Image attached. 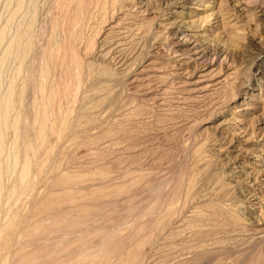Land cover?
Returning a JSON list of instances; mask_svg holds the SVG:
<instances>
[{
    "label": "rangeland",
    "instance_id": "rangeland-1",
    "mask_svg": "<svg viewBox=\"0 0 264 264\" xmlns=\"http://www.w3.org/2000/svg\"><path fill=\"white\" fill-rule=\"evenodd\" d=\"M30 1L0 0V61L2 60L1 62L4 64H1L2 67H0V101L11 87L13 90L10 118L8 117L7 127L2 131L0 227L3 222L11 223L13 237H15L12 244L13 252L20 248L18 253H38V250L41 249L40 244L43 245L42 248L51 245V248L52 246L54 248L50 253V259L55 260L58 256L57 263L59 264H63L64 259L67 258H79L86 253L85 251H90L91 257H94L93 259L89 257L86 264H125V254L129 250L139 247L137 262L149 264V261L152 262L160 254V237L150 231L149 227L152 225V220L162 212L163 201L173 200L170 198L174 197L175 205L178 206L176 208L179 218L187 214L189 216L197 214L200 217L196 221L199 230L208 229L214 234L226 229L224 225L228 224L227 222L230 220L226 221L224 218L232 220L233 216L239 218L240 212L254 218L259 217L258 219L264 221V199L252 200L259 195L255 194L252 198V193L249 194L250 196L247 195L251 191L250 189L242 185L241 187L239 183L231 182V179L226 175L229 169L227 170V167L221 165L223 156L220 153L218 155L212 146L214 141L212 129L216 124L226 119L228 111L204 110L202 114L194 112L196 103L198 105L205 103L204 100H198L196 97L200 95L198 92L201 87L215 79L211 81L205 79L197 83L198 85H194L197 82L195 77L185 75L184 78L181 77V80L183 79L186 85L178 84V76L175 71H177L176 65L178 67L179 58L170 55L172 39L169 33L171 30L157 26L160 21L166 19L169 12L160 5V0H141L150 3L149 8L151 7L152 14L148 18L152 21V27L148 35L146 34L148 27L144 28L141 22L135 21V19L134 23L132 21V27L131 20L124 22L121 26V29L123 27L125 29L127 26L126 28L129 30L126 36H129L130 40L125 36L127 38L126 49L119 54L121 60H126L127 72L130 73L127 74L128 77H125L126 73H120V69L116 65L117 61L114 58L119 55L116 57L111 55L107 61H104L98 57L97 53L102 46L100 40H97V35L107 29V20H110L109 18L113 17L117 11L119 12L118 6L123 5V1L115 0L113 3L112 0H106L107 6L105 4L104 12L99 9V11L95 10L96 7L93 6L89 9L91 16L84 15V17H88L84 19L81 15L82 21L77 25V34L75 32L76 36L80 34L81 38H75L64 55L69 65L68 69L60 63L52 65L50 68L51 79L49 78V80L57 82L61 86L68 85L70 95L67 99H57L55 103L50 104L51 106L46 103L47 109L40 110L38 108L33 110L32 102L33 100L36 102L42 100L37 89L40 82L43 53L51 38L61 43L67 36L70 18L73 17L76 6L74 1H70L71 4H68V9L63 15L60 11L63 0H35V3H30ZM192 6L187 9L196 8V6ZM222 6H224L222 7L223 13L228 10L230 14H235L232 19L235 22L239 21L236 25L230 21L229 24L232 26L227 27L222 35L216 37L217 46H213L214 52L221 49L220 52L222 51L225 56L222 70L229 69L230 72L227 71V73L232 72L231 77L234 78L230 89L228 88L231 90V93L228 92L229 97L235 96L236 93L238 100L239 95L243 97L245 93H248L245 87L250 85L255 89H253L254 92L256 89L258 90L260 102L258 105L264 108V57L262 60L257 57L259 51L264 50V0H222ZM238 9L241 11L236 15L235 12ZM238 15L240 17L236 18ZM137 20L139 19L137 18ZM29 21L34 23H30L32 29L28 35L23 33V29ZM223 22L228 23L225 19ZM54 23H57L55 30L52 29ZM22 33L27 35L26 38L28 41L30 40L31 48L25 53V55L28 54L24 55L23 62L19 64L21 60L19 61L20 56L17 55L20 52H15L17 49L13 50L15 49L13 42L15 43L17 37L23 35ZM111 35L109 34L106 39V46L115 36ZM135 35L141 37L140 40ZM180 39L182 38L179 37ZM11 41L12 48L8 46ZM105 45L102 46L103 49L106 47ZM7 46L8 50H12L11 54L6 50ZM4 50L8 51V54L6 51L4 53ZM14 53H18L15 55L17 57L12 55ZM2 55L3 59H1ZM9 56L11 57L9 58ZM111 59L114 62H111ZM16 67H20L18 72ZM69 68L75 73L72 74L73 72ZM112 72L118 75L111 76ZM73 75L78 78V82L75 84H72L71 77L74 78ZM156 75L162 77V81L166 80L162 83L165 93L162 95L163 98H159L162 100L161 102L155 101L153 98L156 97L155 92L144 86L149 76ZM11 80H14V84L11 83L12 86L10 85ZM188 96L196 97V99L187 100ZM183 98L186 100L184 101ZM0 103L2 104V101ZM43 115L47 124L45 127L47 136L39 148L37 145L39 119ZM16 117H18L19 124L15 131L11 124ZM13 131L15 132L13 133ZM110 139H114L112 142L116 141L118 145L115 148L118 147V149H114L112 152L111 149L104 148L102 150L103 146L101 147L99 143ZM98 145L99 148H102L99 149L101 151L97 150ZM26 148H31L34 153L30 155V188L28 192H22L18 186L17 174ZM12 159H16L17 161L14 160V162L18 163L15 164V167H18L15 171L8 169V166L13 164L12 161L10 162ZM7 164L9 165L7 166ZM250 166L252 167V165H248L247 168ZM37 170L41 173L40 175ZM62 177H72L71 179L77 184H73L74 186L72 185L71 188L56 184V179ZM130 187L133 188L130 189ZM240 187L248 192L238 193ZM65 193L71 194L72 199L57 204L56 215L50 216L52 220L50 217L46 219L42 217L43 219L40 220L37 218L35 209L39 203L45 200L44 197L47 198L51 195L57 198L61 194L59 196L61 198ZM77 193L79 195H76ZM178 195L181 196L177 197ZM90 199L93 200V204ZM246 199H250L252 203ZM77 200H80L79 204ZM71 202H73V206L84 208L85 214L80 213L86 216L79 217L80 219L76 218L75 221L71 220L74 227L72 226L70 232H64L55 226L59 225L57 220H60L61 215L68 210ZM67 203L69 204L67 205ZM157 204L158 206L162 205L158 212L153 213L152 206L156 208ZM73 206L69 207V211H72ZM249 207H252V211H249ZM63 208L65 210H62ZM6 223L4 224L7 225ZM227 227L230 229L226 230L232 231L237 225H228ZM28 231L37 235L35 239L39 240H34L36 243L24 242ZM136 232L137 234H135ZM106 233L108 239L109 234H120V239H118L121 244L119 254L114 255L112 251L110 252V247L107 246L108 239L104 238ZM85 237L86 240H84ZM83 241L86 243L83 244ZM261 241V236L255 235L247 247L235 245L232 248H235L234 251L227 248L228 250L225 249L222 253L216 250L210 256L198 253L192 258L203 260V264H256L257 260L264 263V243ZM225 247L227 246L222 248ZM239 248L241 249L239 250ZM248 248L249 250H247ZM259 252H263L262 256ZM245 255H250V257ZM215 257H217L216 261H212L211 259ZM258 257L260 258L258 259ZM171 263L174 264L173 261Z\"/></svg>",
    "mask_w": 264,
    "mask_h": 264
},
{
    "label": "bare ground",
    "instance_id": "bare-ground-1",
    "mask_svg": "<svg viewBox=\"0 0 264 264\" xmlns=\"http://www.w3.org/2000/svg\"><path fill=\"white\" fill-rule=\"evenodd\" d=\"M34 1L35 0H31L30 3L31 2L35 3ZM70 1L75 2L74 5L76 6V8H75V13L73 14V17L71 16V18H70L71 21L69 22L67 36L64 37V40L61 43H58L51 38L48 42L47 49L43 53V63L41 66V72H40V76H39L40 82L38 83L39 87L37 89V92H39L40 98L42 100L40 101L41 103L39 101L36 102V100H33V102H32V109L33 110H37V108L39 110L46 108V103L49 106H51L50 104L55 103V101H57V99H60V98L67 99V97L70 95L69 91H68V89H70V88L68 87V85L67 86L66 85L61 86V84H59L57 82L54 83L52 80L51 81L49 80L50 68L52 67V65L60 63L61 65H65V67H67V69H68L69 65H68V62L66 61V58L64 57V55H65L67 49L71 47L72 41H74L75 38H77V37L81 38L80 34L78 36H76L77 30H78L77 25H79L80 24L79 22L82 21L80 18L82 16L84 17V15H86V16L90 15L89 9H91V7H93V6L96 7L95 10H97V11L105 9V4L107 3L106 0H63V3H61V5H60L61 6L60 11H61V13H63V15H65L64 13L68 9V4H71ZM114 1L115 0H112L113 3H114ZM116 1H118V0H116ZM122 1H123V5L120 4L121 6L120 7L118 6V9H120L119 12L117 11V13L114 15L112 13L113 17H110L109 18L110 20H107L108 23H107V25L105 24L107 29L105 31H103L102 33H100V35L96 34L98 36L97 40H100V45H102V46L106 44V39H107L109 34L115 35L114 38H112L113 40H111L110 42L108 41L109 42L108 46L105 45L106 47L104 46L105 47L104 49L101 46L100 50L97 52L99 54L98 57L104 61H107L108 58L111 57V55H114V57H116L117 55H119L123 51H125V49H126L125 46H126V42H127L126 39L129 37V36H126V34L129 32V30L126 28L127 26L125 27V29H123L124 27L121 29V26L123 25L124 22L131 20V23H132V21L134 23V19H135V21H140L141 24L144 26V28H146V26L148 27V29L146 31L147 35L150 33V30L152 27V21H150L151 19L148 18L152 14L151 13V7L149 8L150 3L144 2L141 0H122ZM160 3H161L160 5L165 7L166 10L169 12H168V16L166 17V19L160 21V23L157 26H159V28L161 27V28H164L167 30L168 29L171 30L169 33V36L172 39V42L170 43L171 46L169 45L171 47V48L169 47L171 49V51L169 50L171 54L169 52L168 53L170 55H174L177 58H179V64L177 63L179 68L176 65L177 71H175L177 76H178V78H177L178 84L186 85V82L183 81V79L181 80V77H183L185 75L195 77L197 82L194 83V85H198L197 83H200V81H204L205 79L207 81L208 80L211 81L212 79H215V80H212L211 82H208V83L205 82L206 84L204 85V87H201V89L199 88L200 92H198L199 91V89H198L197 92L200 95L196 96V97L198 100H202V101L204 100L205 103L200 104V105H198V103H196L195 107H194V110H195L194 112L195 113L201 112V114H202V112H204V110L205 111L206 110L212 111V112L216 111V110H224V111L227 110L228 111V116L226 117V119H224L223 121L216 124L212 129V132H213L212 134H214V141L212 140L213 141L212 146L215 148V151L217 152V154L220 153L221 156H223V158H221L222 159L221 165L227 167V170L229 169L227 171L226 175L231 179L232 183H236V184L239 183L240 186L241 185L245 186V187H247V189L251 190L250 192H248L244 189L242 190V188H241L242 186H241L239 188L238 193L248 192L247 195H249V194L251 195V193H252V195H251L252 198L255 196V194L259 195V197H254L252 200L260 201V200L264 199V108H263V106L258 105V104H260V102L258 100V96H259L258 90L256 89V91L254 92L255 89L252 88V86L246 85L245 89L248 93H245L243 97H242V95H241V97L239 95L238 96L239 97L238 100H240L239 102L237 100V96H236L237 94L236 93H235V96H231V98H230L228 92L231 93L230 92L231 90H228V88L230 89V86L233 83L232 79H234V78L231 77L232 72L228 74L227 71H229V69L226 71L222 70V66H223V63L225 60V56L222 53V51L220 52L221 49L218 50L217 52H214L215 50H213L214 49L213 46H217V43L215 42L216 37H218L219 35H222L227 27L232 26L229 24L230 21H233V23H234L233 25H236L239 21L235 22V20L232 19L233 15L235 16V14L234 13L230 14V12L227 9H226L227 11L225 13L222 12V7H224V6H222V0H218V1L217 0H160ZM192 5L196 6V8L193 10L187 9L189 6H192ZM106 6H107V4H106ZM235 7H237V6H235ZM225 8H226V6H225ZM92 10H94V9H92ZM240 11L241 10L238 9V11L235 12L236 15ZM17 12H18V9H17ZM103 12H104V10H103ZM113 12H115V10H113ZM233 12H234V10H233ZM85 17H84V19H85ZM237 17H240V16L238 15V16H236V18ZM86 18H88V17H86ZM137 18L139 20H137ZM224 19L227 20L228 23L225 24L223 22ZM30 21H29L28 25H26V27H24L25 29H23L24 30L23 33L25 32L28 35L30 34L29 32H31V29H32L31 24L34 23V22L31 23ZM84 21H83V23H85ZM240 21H241V19H240ZM133 23L130 24L131 27H132ZM56 26H57V23H54V26L52 27V29L55 30ZM75 32H76V34H75ZM23 35H20L19 37H17V39L15 40V43L13 42V44H15V49H13V50L15 51L17 49L15 52L18 51V53L20 52V54H22V55H20V54L17 55V56H20V58H18L19 61L21 60L19 62V64H21L23 62L24 57L28 54L27 53L25 55V53L30 51V48H31L30 40L28 41V39L26 38L27 35L26 36L24 35V37H25L24 39H27L26 41L23 39ZM2 36H3V33H2ZM136 37H138V36H136ZM179 37H181L182 39L179 40ZM140 38H139V40H140ZM132 39H133V36H132ZM10 45H8V46L10 48H12V46H13L12 41H11ZM8 46H7L6 50H8ZM89 46H91V45H89ZM6 50H4V53ZM105 50H107V51H105ZM8 51L10 53V51H12V50L9 49ZM8 51H6V53ZM88 51H90V50L88 49ZM18 53H14L12 55L15 56ZM122 55H124V54H122ZM17 56H15V57H17ZM10 57L11 56H9V58ZM119 57H120V55L118 57L114 58L117 61V63L115 62L117 67L120 69L119 72L120 73L121 72L126 73L125 77H128L127 74H130V73L127 72L128 66H126L127 64H125L126 60H121ZM257 57L258 58L260 57L262 60L264 57V50L263 51L260 50L259 55H257ZM257 57H256V59H257ZM5 58H6V56H5ZM9 58L7 57V59H9ZM1 59H3V55H2ZM7 59L6 60L4 59V60L7 61ZM112 59H111V62H114V61H112ZM4 60H3V62H4ZM218 60H219V62L217 63ZM77 62H79V61H77ZM115 63H113V64L115 65ZM216 63H217V66H216ZM1 64H2V62L0 63V67H2V65H4V64H2V65ZM123 66H124V68H123ZM16 68H18V67H16ZM19 69H20V67L17 69V72L19 71ZM70 70L72 71V69H70ZM74 73L75 72H73L72 74H74ZM176 74H174V75H176ZM76 75H73L74 78L71 77L72 82H73L72 84H75L78 82L77 81L78 78ZM113 75L115 76L116 73L112 72L111 76H113ZM123 77H124V75H123ZM162 79L163 78L158 76V75L152 76V77L149 76L147 83L144 84V86L149 88L150 91L155 92L156 97H153V98H155V101H159V102L162 101L159 98H161L162 95H164V93H165V89L163 87L164 84L162 85V83L165 82L166 80L162 81ZM47 80L50 82H48ZM13 81L10 82V85H11V83L14 84ZM140 81H143V80H140ZM139 88H140V86H139ZM231 88H233V87H231ZM12 92H13V90L11 87L9 89V91L5 94V97L1 100L2 104L0 103L1 104V106H0V160H2V158H3V156H2L3 155L2 131L7 127V123L9 121L8 117L11 113L10 111H11V107H12ZM196 97L188 96V98H186V97L185 98L187 100H189V99H196ZM185 98H183L184 101L186 100ZM154 103H156V102H154ZM36 114H38V113H36ZM44 117L45 116L43 115L41 117V119H39L40 124H39L38 144H37L39 148H41V146L43 145L44 139L47 136V134H46L47 131L45 128L47 124L45 122L46 119ZM9 124H11V123H9ZM18 124H19L18 123V117H16V118H14L13 123L11 124L12 126L11 125H9V126H11L13 128V130L16 131V126L18 127ZM249 127H251V128H249ZM230 128H231V130H230ZM249 129H251V130H249ZM15 131H13V133ZM137 135H139V134H137ZM140 140H141V138H140ZM112 141H114V139H110V140H108L106 142H102V143L100 142L99 145H101V147L103 146V149L99 148V145H98L97 150H99V149L104 150V148H106V149H111V152H112V150L116 149L115 146L118 145V144H116V141L115 142H112ZM250 141H252V143H250ZM27 147H29V146H27ZM117 149H118V147H117ZM99 151H101V150H99ZM33 153H32L31 148H26L25 155L23 154L24 157H23V159H21L22 164H21L20 170L18 169V171H19L17 174V180L19 182L18 186L20 188V191H22V192H25V191L28 192V190L30 188V184H31L30 179H29L30 170H31L30 155L31 154L33 155ZM220 154H218V155H220ZM13 155H14V153H13ZM13 158H14V156H13ZM14 160L17 161L16 159H14ZM14 160L13 159L10 160V162L11 161L13 162V164L11 163L10 167L8 166L9 164H7L8 169L10 171H15L16 168H18V167H15L16 166L15 164H18V163H15ZM248 165H252V167L250 166L249 168H247ZM19 166H20V164H19ZM37 171L39 172V170H37ZM40 174L41 173L39 172V175ZM55 177H57V176H55ZM140 177H142V176H140ZM71 178L62 177V178L56 179L55 182H56V184H61V185H64V186L71 188L73 184L74 185L77 184V183L75 184L74 182H76V181H73V179H71ZM98 180H100V179H98ZM0 181H1V179H0ZM57 187H56V189H57ZM67 187H65V188H67ZM131 188H133V187H130V189ZM134 190H136V189H134ZM96 192L97 191L95 190V193ZM62 193H64V192L62 191ZM24 194H27V193H24ZM120 194H118V195L123 196ZM76 195H79V194L77 193ZM17 196H18V194H17ZM26 196H28V195H26ZM59 196L56 198V197L50 195L47 198L44 197L45 200L42 201L41 203H39V204L37 203L38 205L36 206L35 213L38 215L37 218L39 220L42 217L46 219V218H49L50 216H54L55 210L57 209L56 208L57 204L59 205V203H63V201H71L70 199H72L70 197L71 194H67V193H65V195H63L61 197L64 199H61ZM179 196H181V195H178L177 197H179ZM58 198H60V199H58ZM73 198H75V196ZM174 198H170L173 200H169L167 202H166V200L163 201L162 204H163L164 208H162L163 209L162 212L159 210V212H161V213L159 215H157V217H155V219L152 220V225H151V227H149L150 231L155 232L157 237H160L159 239L161 240V241L159 240V242H160V244H159V253L160 254H158L159 257H157L152 262L149 261L150 262L149 264H172L171 263L172 261L174 264H203L204 263L203 260L198 259V258H192V257L198 253H204V254H207L208 256H210L216 250H219V252L222 253L227 248H230V250H231L233 248V246H235V245L236 246L238 245L241 247H247L250 244V242H252V239H253V237H255V235H260L262 238L261 242L264 243V221L262 222L261 219H258L259 217L254 218V217H251L250 215L248 216L246 213L240 212L239 216L241 218L240 217L237 218L238 216L236 218L234 216L233 217L231 216L232 218H234L233 220L228 219V218L227 219L224 218V220H226V221L230 220L227 222L228 224L224 225L226 229L228 228L227 227L228 225H232V226L237 225V227H235L237 229H235L234 227H233L234 229L232 231L231 230L228 231L226 229H223V231H221L220 233L214 234L211 231H208V229H200L199 230V226L196 225V221L200 217H198L197 214H194L192 216L191 215L189 216L188 214L184 215V216L181 215L183 217L179 218L177 216V208H176L177 205H175L176 200L174 201ZM112 199H114V198H112ZM99 200H101V199H99ZM78 201H80V200H77V203H78ZM92 201L93 200H91V202ZM160 201H162V200H160ZM246 201H248L249 203H252V201L250 199H246ZM72 203L73 202H71V205L69 203H67V205L69 204V206L67 208L68 210H66V212H64V214L61 215L62 217L60 216L61 218H59L60 220H57L58 222L56 221L59 225L61 224L62 226L56 225L55 228H58V229L60 228V229L64 230V232L65 231L70 232L71 229L74 227L73 224H71L72 223L71 220H74L76 218L80 219L79 217L83 216V215H81L80 212H83L84 208L80 209V208L76 207V205H74L75 206L74 207L72 205ZM74 204H75V201H74ZM92 204H93V202H92ZM162 204H160V205H162ZM160 205L158 206V204H157L156 208H154V206H152L153 207V209H152L153 213H155L156 211L158 212ZM70 206L74 207V208L72 207V211H69ZM183 207H184V205L182 206V208ZM251 208L252 207L248 208L249 211H252ZM62 210H65V209L63 208ZM75 211H76V213H75ZM59 212H60V210H59ZM85 212H83V213L85 214ZM147 214L149 215L148 212H147ZM156 214H158V213H156ZM156 214H154V215H156ZM252 214H255V213H252ZM84 216H86V215H84ZM50 219H51V217H50ZM34 221H36V220H34ZM191 221H192V223H191ZM6 222H3L2 223L3 225L1 224V227H0V264H59V263H57L58 256H57V258H55V260L50 259V253L52 251V248H54L53 246L51 248V245L50 246L46 245L45 247L42 248L43 245L41 246L40 243H39L40 245L37 244L41 248L38 250V253H34V252L32 253L31 252L32 254L31 253L30 254H23L21 252L22 253L21 254L20 252L18 253L20 248L17 249L15 252H13L14 247L12 246V244L15 241V237H13L14 232H13V229L11 227L12 225H10L11 223H8V221H6ZM4 223H6L7 225H5ZM74 223H76V222H74ZM76 225H77V223H76ZM78 227H80L79 224H78ZM52 228H53V226H52ZM202 228H204V227H202ZM228 229H230V228H228ZM139 230H141V229H139ZM53 232H54V230H53ZM55 232H56V230H55ZM141 232H142V230H141ZM234 232H236V233L233 234ZM116 233H114V234L108 233L109 239H108L107 233L104 235L105 236L104 238L108 239L107 246L110 247V252L112 251V253L114 255L115 254L117 255V253L119 252L120 246H121L120 242L118 241V239H120V236H119L120 234L117 235ZM135 234H137V232ZM35 237H37L36 234L28 231V233H26V235H25V239H24L25 241L24 242L30 241V243H32V242L36 243V241H34V240L38 241L39 239H35ZM112 239H115L117 243L115 242V240H112ZM84 240H86V237ZM148 241H149V239H148ZM238 242H239V244H238ZM82 243L84 244V243H86V241H83ZM225 245L227 247L222 248ZM104 246H106V245H104ZM12 247H13V249H12ZM250 248H251V246H250ZM234 249H232V251H234ZM240 249L241 248H239V250ZM243 249L245 250V248H243ZM139 250H140L139 247H135L134 250H129L127 252V254H125L126 260L124 261V263L126 264V261H127V264H141V263L137 262ZM247 250H249V248ZM258 251H260V249ZM261 251H262V249H261ZM85 252L86 253L82 254L79 258H76V259L67 258L66 260L64 259L63 264H86L89 257H91V253H90V251H85ZM259 253L261 255L263 252H259ZM7 256H9V257L7 258ZM247 256L250 257V255H247ZM260 257H258V259ZM104 258L105 257H103V259ZM215 259H217V257H215L211 260L214 261ZM8 260H9V262H8ZM255 263L256 264H264L263 262H260V260L259 261L257 260Z\"/></svg>",
    "mask_w": 264,
    "mask_h": 264
}]
</instances>
